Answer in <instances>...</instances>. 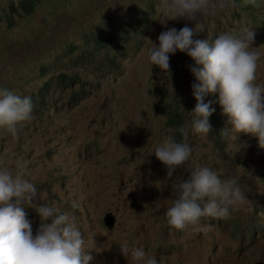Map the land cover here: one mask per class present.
I'll return each instance as SVG.
<instances>
[{"label":"rangeland","instance_id":"rangeland-1","mask_svg":"<svg viewBox=\"0 0 264 264\" xmlns=\"http://www.w3.org/2000/svg\"><path fill=\"white\" fill-rule=\"evenodd\" d=\"M18 1L0 0V53L16 55L0 57L3 84L22 56L37 60L67 40L81 42L85 28L109 30L108 18L121 34L143 38V48L134 51V58L125 56L117 75L107 76L101 66L106 50L94 55L98 72L87 73V64H79L80 74H87L80 100L70 98L73 85L57 87L63 110L45 107L39 119L20 124L15 133L0 128V168L15 174L18 166L26 167L30 175L25 179L38 189L39 201L33 203L75 216L85 250L93 257L90 264H134L121 252L125 244L142 248L162 264L264 263V155L254 142L239 136L244 132L230 133L224 136L228 161L218 164L208 135H198L189 160L167 177L166 166L154 154L164 138H174L160 99L179 91L186 103L189 83L195 79L186 68L185 61L191 59L186 53L169 54V64H176L178 89L147 57L149 41L158 46V36L169 28L196 27L193 39L211 42L224 33L239 36L247 27L255 33L252 45L261 54L256 82L264 84V0H253L251 8L246 2L212 0L217 8L201 14L197 25L182 17L167 20L161 0H154L152 7L139 0H40L27 17L9 9V2ZM126 44L119 37L109 44L110 52L118 54L114 49ZM32 76L16 81L14 89L38 95L47 76H40L38 69ZM94 77L99 86L91 89ZM209 100L212 108L222 111L218 94L207 95ZM200 165L215 166L225 178L236 179L247 200L236 210L230 208L224 225L201 219L199 226H211L207 232L194 231L193 225L182 231L168 229L165 214L178 198L174 186L189 168ZM24 211L35 235L40 217L33 207L25 206ZM108 212L116 218L111 231L102 226ZM89 232L96 233L93 242L87 239Z\"/></svg>","mask_w":264,"mask_h":264},{"label":"clouds","instance_id":"clouds-1","mask_svg":"<svg viewBox=\"0 0 264 264\" xmlns=\"http://www.w3.org/2000/svg\"><path fill=\"white\" fill-rule=\"evenodd\" d=\"M139 1L146 6H154V0ZM246 3L249 5V2ZM219 7L222 8L223 4ZM216 8L217 5L212 0H161V10L168 17L167 20L182 17L196 21V25L201 14ZM108 22L111 25L109 30L85 28L81 33V42L67 40L57 45L53 52H43L37 60L31 55L22 56L15 64L13 76L6 79L5 84L0 81V128H7L15 133L16 123H28L33 119L31 101H36L39 94H25L13 86L21 78L32 79L35 69L39 70L40 76H47L43 82L50 81L60 73H78L82 79L81 83L68 86H61L53 79L52 92L55 97L52 101L46 99L43 108L49 106L56 112L64 109L57 87L65 90L73 85V94H77L75 97L72 94L71 100L78 101L81 98L87 74H80L79 64H87V73H96L99 68L94 69L92 63L84 58L78 59L76 69L70 70L67 59L59 60V53L65 44H74L78 52L93 55L95 49L100 48V38L104 39L106 44L101 49L109 52V56L101 66L107 76L117 75L124 63L123 55L143 48V38L132 37L128 33L121 34L110 18ZM12 23L13 20L9 19V27ZM112 28L119 33L117 38L121 37L128 42L125 46L114 49L120 51L118 54L110 52L112 49L108 50L109 44L115 40L108 34ZM196 31V27L188 26L179 31L169 28L158 36V46L149 41L151 47L147 49L150 64L158 66L175 88L178 89L176 64H169V54L180 51L191 57L185 63L195 79L189 83L186 103L179 91L160 99L166 125L173 131L174 138H164L155 147L154 154L166 166L169 178L173 177L179 166L189 160L198 135H208L214 162L218 164L228 161V146L224 142V136L230 133L244 132L239 136L254 142L257 151L264 155V84L256 82L261 54L252 45L255 33L245 27L239 36L224 33L210 42L208 38L194 40ZM3 55L16 57L10 52L0 53V57ZM109 57L115 58V68L109 67ZM98 86V78H92L90 88ZM210 94H218L222 111L211 107L213 101L206 102L207 95ZM228 124L231 125L230 128ZM26 175H30L26 167L18 166L15 174L7 168H0V264H90L93 257L85 250V238L77 227L75 216L67 212L61 213L54 206L34 204V201H39L38 189L34 183L25 179ZM174 192L178 194V198L173 199L172 205L167 209L165 224L168 229L177 231L185 230L190 225L196 226L194 231L197 232L209 231L211 226H199L201 219L224 225L230 215V208L236 210L247 200L236 179L225 178L217 167L210 165L189 168L183 179L175 184ZM25 206L33 207L40 217V226L35 235L31 222L26 219ZM73 207L77 205L74 203ZM115 223L116 218L111 212L104 214L102 226L107 231L113 230ZM95 235L96 233L89 232L87 239L93 242ZM121 252L130 257L134 264H162L158 257L149 255L142 248L130 249L125 244L121 246ZM257 263L264 264H255Z\"/></svg>","mask_w":264,"mask_h":264},{"label":"trees","instance_id":"trees-1","mask_svg":"<svg viewBox=\"0 0 264 264\" xmlns=\"http://www.w3.org/2000/svg\"><path fill=\"white\" fill-rule=\"evenodd\" d=\"M237 3H244V2H249V7L251 8L253 6V0H234ZM40 3V0H19L17 4L14 2H9V9L16 15H22V16H30L34 13L36 6ZM12 25V24H10ZM108 34L111 36L112 39H116L119 36V33L117 32L116 29L112 28ZM106 42L104 39L100 38L99 42V47L96 48L94 51V54H90L89 52H78L77 47L74 44H65L63 50L59 53V60L62 61L64 58L68 60L69 62V69L74 70L76 69V63L78 59H87L90 63H92L94 69L96 68L95 66V60H94V55L102 51L101 49L102 46H104ZM116 49V48H115ZM108 50H111L108 49ZM138 50V49H136ZM131 54L132 57L136 56V52H127L123 56ZM109 55L106 54L104 60L108 57ZM115 58L109 57L108 58V64L109 67L115 68L116 65L114 64L113 60ZM120 67L119 69H121ZM45 73V72H44ZM54 79V80H53ZM53 79L46 80L43 82L40 91H39V96L36 101H31L32 103V112H31V118H40L42 113H43V107L45 106V100L48 99L49 101H52L54 99V94L52 90V83L53 81L58 82L61 86H68L70 84H78L82 82L81 76L78 73L74 74H68V73H60ZM53 80V81H52ZM77 92L73 94L72 97H75ZM80 100V99H79ZM30 118V119H31ZM24 123V121L18 122L15 126L18 127L20 124Z\"/></svg>","mask_w":264,"mask_h":264},{"label":"water","instance_id":"water-1","mask_svg":"<svg viewBox=\"0 0 264 264\" xmlns=\"http://www.w3.org/2000/svg\"><path fill=\"white\" fill-rule=\"evenodd\" d=\"M257 264H262V263H257Z\"/></svg>","mask_w":264,"mask_h":264},{"label":"bare ground","instance_id":"bare-ground-1","mask_svg":"<svg viewBox=\"0 0 264 264\" xmlns=\"http://www.w3.org/2000/svg\"><path fill=\"white\" fill-rule=\"evenodd\" d=\"M17 124V123H16ZM16 126V125H15Z\"/></svg>","mask_w":264,"mask_h":264}]
</instances>
